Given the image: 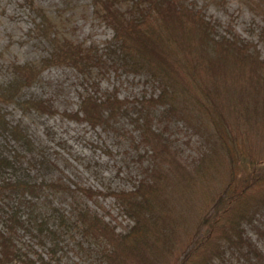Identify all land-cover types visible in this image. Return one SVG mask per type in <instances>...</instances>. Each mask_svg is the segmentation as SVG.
Instances as JSON below:
<instances>
[{
    "label": "trees",
    "instance_id": "16d2710c",
    "mask_svg": "<svg viewBox=\"0 0 264 264\" xmlns=\"http://www.w3.org/2000/svg\"><path fill=\"white\" fill-rule=\"evenodd\" d=\"M125 1L121 8L119 0H92L97 17L112 30L99 50L56 36L50 18L32 0H21L35 11V27L51 50L39 66L9 64V76L0 83V102L16 100L21 86L52 63L70 65L82 74L91 69L144 74L150 92L128 99L116 89L98 94L95 83L80 94L77 109L64 113L92 128L121 130L128 136L137 172L128 177L130 187L105 192L127 222L119 228L114 218L77 198L81 193L91 199L100 190L72 188L61 177H44L55 163L33 151L24 129L10 123L0 107V132L20 142L29 155L24 161L0 147V264H54L62 236L74 232L77 246L94 253L93 264H212L215 258L225 264H264V252L246 229L264 239V219L257 215L264 210V165H254L258 169L253 167L243 185L238 183L240 190L230 186L236 138L232 140L229 120L215 105L221 90L232 84L234 91L226 93L233 120L250 126L264 120V58L231 30L219 34L217 24L191 0ZM251 7L259 8L264 21V0H253ZM28 100L29 108L56 111L50 99ZM123 116L130 118L132 131L117 126ZM209 121L214 126L218 122L214 128L225 137ZM179 122L187 127L184 131ZM178 131L186 138L175 136ZM188 146H193L189 155L184 153ZM211 169L224 173L225 186L215 194L200 193L203 187L211 189L205 186V172ZM252 190H261V197ZM57 191L68 195L67 209L53 204ZM32 230L45 248L35 256L17 244L21 232ZM227 251L236 261H227Z\"/></svg>",
    "mask_w": 264,
    "mask_h": 264
},
{
    "label": "rangeland",
    "instance_id": "374dc122",
    "mask_svg": "<svg viewBox=\"0 0 264 264\" xmlns=\"http://www.w3.org/2000/svg\"><path fill=\"white\" fill-rule=\"evenodd\" d=\"M32 1L33 5L40 8L53 22L57 33L55 34L58 37L73 43L95 45L99 50H103L112 34L111 28L97 17L92 0ZM191 1L204 11L207 18L217 24L216 29L219 34L231 30L234 34L240 35L249 45H254L260 58H264V21L259 8L251 7L253 0ZM20 2L21 0H0V83L8 78L11 69L9 64L12 62L39 66L51 50L47 38L40 35L35 27L38 21L35 11ZM119 4L123 8L126 1L119 0ZM196 73L199 74L201 71ZM193 75H188V78H193ZM95 83L98 94L116 89L119 97L128 99L143 92L152 91V86L145 82V76L141 73L131 74L113 70L103 72L91 69L88 73L82 74L70 65L52 63L45 67L41 66L38 78L28 85L21 86V89L17 91L16 100L0 102V107L10 123L18 124L24 129L33 142V151L43 152L44 156L55 163L56 167L44 177H61L72 188H76L75 185H77L100 190L103 193L91 199L81 193H78L77 198L86 201L91 208L97 209L106 218H114L113 221L121 228L127 220L119 214L113 196L105 192L130 187L128 177L137 172V167L131 159L134 155L128 136L121 130L115 132L105 130L100 126L92 128L86 122L80 123L64 114L66 111L72 112L77 109L80 94H85L87 89L94 88ZM221 91L222 95L216 99L215 105L229 120L228 124L233 132L232 140L234 136L236 138H234L236 146L232 147L231 154L234 176L230 186H235L236 190H240L242 187H237L240 186V182L243 185L242 180L246 178L247 181L248 173L253 167L255 170L258 169L254 165H264V120H259L252 126L238 124L235 118L233 120V114L229 113L228 99L231 97L226 93L233 92L234 87L232 84L226 85ZM38 97L50 99L56 109L55 113L47 114L35 108H29L30 100L28 99ZM209 122L211 126L213 121ZM216 123L218 122H215L214 126L213 122L212 130L225 137L223 130L214 128ZM119 125L132 131L133 125L129 117H119L117 126ZM178 125L183 131L187 128L180 122ZM224 129L230 132L225 123ZM187 132L189 134L188 129ZM175 136H181L179 131L178 134L175 133ZM181 138L185 139L186 136L183 134ZM0 147L11 154L21 155L24 161L29 156L21 148L20 142L1 132ZM192 148L193 146H188L184 153L189 155L192 153ZM205 173L208 182L205 181L207 185L204 184L211 189L203 187L204 190L200 193L215 194L224 188V181H222L226 179L224 173H217L214 169ZM201 176L204 175L199 174L198 177ZM263 185L264 181L261 187ZM252 193L260 198L262 191L253 192L252 190ZM51 200L55 206L68 208L69 197L65 193L57 191L53 193ZM40 204L42 205L41 202L38 203ZM43 210L44 207L41 206V213ZM261 212L262 214L257 215L260 219H264V210ZM246 229L247 234L264 252V239H258L251 227L247 226ZM189 231L192 232V229L189 228ZM189 231L186 230V232ZM32 232L34 231L21 232L17 244L28 255L35 256L36 251H45V248L38 244ZM73 234L71 236L65 233L62 236V249L58 251L60 258L54 264H93L94 253L80 249L76 244L79 235L77 232ZM225 254L227 261H236L235 257H230L228 251ZM11 264H22V262L16 260ZM212 264H225V262L215 258Z\"/></svg>",
    "mask_w": 264,
    "mask_h": 264
}]
</instances>
